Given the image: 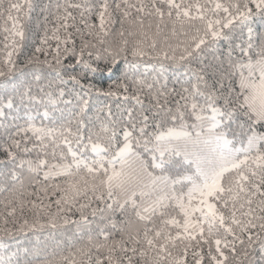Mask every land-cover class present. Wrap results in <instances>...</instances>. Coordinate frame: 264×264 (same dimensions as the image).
<instances>
[{"label":"snow or ice","instance_id":"6c2138e0","mask_svg":"<svg viewBox=\"0 0 264 264\" xmlns=\"http://www.w3.org/2000/svg\"><path fill=\"white\" fill-rule=\"evenodd\" d=\"M0 264H264V0H0Z\"/></svg>","mask_w":264,"mask_h":264}]
</instances>
